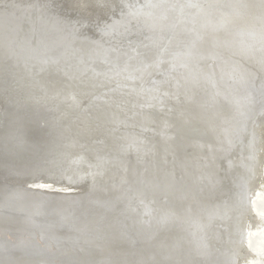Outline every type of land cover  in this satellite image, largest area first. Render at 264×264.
Returning a JSON list of instances; mask_svg holds the SVG:
<instances>
[{"label":"bare ground","instance_id":"1","mask_svg":"<svg viewBox=\"0 0 264 264\" xmlns=\"http://www.w3.org/2000/svg\"><path fill=\"white\" fill-rule=\"evenodd\" d=\"M23 112L48 130L0 162V237L44 256L19 264H264V0H0L1 130ZM44 199L87 219L45 241Z\"/></svg>","mask_w":264,"mask_h":264},{"label":"water","instance_id":"2","mask_svg":"<svg viewBox=\"0 0 264 264\" xmlns=\"http://www.w3.org/2000/svg\"><path fill=\"white\" fill-rule=\"evenodd\" d=\"M7 111H10V110H7ZM37 111L41 115L44 116V114H42V112H45L47 110L43 107V108H39ZM18 114H19L18 116H20V117H18V118L12 117L13 118L12 122L9 123L10 126L6 130L2 131L1 130L2 127H0V162L7 161V159L9 160L11 158H16L17 156H21V155H26L29 158V157H31V149H33V147L35 145H38L37 144L38 139L41 141H44V139H47V135H46L47 130H48L47 124H45L39 120L40 117H39L37 112H30V114H29V112L28 113L23 112V113H18ZM152 115H153V113H152ZM6 118H9V117L7 116ZM7 121L9 122V119H7ZM8 122H6V124ZM56 128H58V125H56ZM184 136L187 138V140H190V138L191 139H195V138L203 139L204 138L205 140L208 139V135L205 133L196 134L193 132H189V133L186 132V134ZM19 140H20V142H19ZM22 143H25V144H22ZM32 158H36V157H32ZM14 160H17V159H14ZM0 171H3L2 167H0ZM23 198L27 199L25 197H23ZM8 200L5 199L4 201L7 202L10 206L21 205L24 208L27 207V205L25 206L24 202H20V203L12 202L11 203L10 202L11 200L10 199H8ZM4 201H3V203H4ZM43 202H45L44 205H43ZM36 204L40 205L39 202H36ZM51 205H53V203L48 202V200H46V199H44V201L42 200V206L44 207V209L42 207L41 211L38 210L36 212L30 213L29 217L27 216L28 222H26L24 224L25 225L24 227L27 226V227L32 228V229L43 228L46 231L45 232L43 230V232H42V234H43L42 239H44V240L50 239L49 237H52L53 240L54 239L57 240V238L59 240V239H62L63 237H65L66 233L67 234H69V233L74 234L75 232H72L70 230L69 226H71V227H72V225L77 226V223H79V221H82L83 219L85 221L87 219V217H85L84 214L82 213V212H84V209H80V207H79L81 205V203H73L74 207H71L72 213L67 215L64 220H57L56 218L55 219L47 218L45 215H43V213H39V212H44L46 210L52 211V210L48 209L49 206H51ZM101 205L104 207H107V208H109V206H110L109 202H106V200H104L100 204H94V206L91 209L89 208V210L91 211L92 214L94 212H98L102 209ZM26 209H32V208L27 207ZM0 212H2V211L0 210ZM4 213H7V211ZM44 214H46V212H44ZM15 216L17 217L18 215L15 214ZM16 217L5 218V219H3V221L4 220L5 221H7V220L12 221V222H10V226H14L15 224H13V222L14 223L17 222ZM88 217H91V216H88ZM93 222H94V220L89 222V224L92 225L91 223H93ZM7 223H9V222H7ZM0 225H3V224L0 223ZM5 225L9 226V224H5ZM52 225H53V227H52ZM6 226H4V228ZM17 229H19V227ZM110 230H115L114 232L118 233V234L116 233V235L119 236V238H121V240L122 239L124 240V238L128 239V234L125 233V231H121V230L116 229V228L113 229L111 227H110ZM4 231L7 232V234H9V235H16V234L19 235L18 233H16V234L14 233V232H17L18 230L12 231L8 227H6ZM92 231H94V230H92ZM90 232H91V230H88V232L86 231V234H90ZM127 232H129V231H127ZM7 234L3 233L2 234L3 238L0 237V262L7 263V264H19V261L20 262H24V261L30 262V260H33V258H37L40 256L44 257L43 255H40V253H38L40 246H39L38 240L35 238V236H34V239L32 240V242H29L28 245L27 244L17 245V244H12L11 242H9L7 240V238H8ZM72 234L70 236H72ZM91 234H92V232H91ZM111 235H115V234L112 233ZM74 237H77V236H74ZM124 242H127V241L124 240ZM61 255L65 256L63 252ZM39 259H42V258H39ZM64 259H67L68 262L75 264V262H71L70 260H72V259H69L68 257H64ZM44 260H46V259H44ZM49 261H50V259H49Z\"/></svg>","mask_w":264,"mask_h":264}]
</instances>
